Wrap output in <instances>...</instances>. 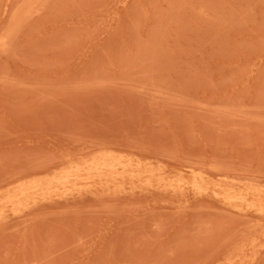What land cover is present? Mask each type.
Masks as SVG:
<instances>
[{
    "label": "rangeland",
    "instance_id": "obj_1",
    "mask_svg": "<svg viewBox=\"0 0 264 264\" xmlns=\"http://www.w3.org/2000/svg\"><path fill=\"white\" fill-rule=\"evenodd\" d=\"M106 149L140 174L5 208L0 264H264V0H0V197Z\"/></svg>",
    "mask_w": 264,
    "mask_h": 264
},
{
    "label": "bare ground",
    "instance_id": "obj_2",
    "mask_svg": "<svg viewBox=\"0 0 264 264\" xmlns=\"http://www.w3.org/2000/svg\"><path fill=\"white\" fill-rule=\"evenodd\" d=\"M106 150H108V149H106ZM111 152L112 151H110V153H109V150H108V152L105 151V153H102V154L100 153V155L98 154V156L92 155L93 156L92 158L90 157L88 160L83 161V162L80 161L81 163L80 162L79 163L73 162V163L69 164V166H67L65 169H63L59 173L53 175L51 178H49L45 182L39 181L38 179H36V180L30 181L29 183H21V184L15 186L13 188L11 194H9L7 197H0V219L2 217H4L3 211L5 208H9L10 211H12V213L16 214L20 210V208L22 207V204L24 202L29 201V199L32 196L36 195V196H40L44 199L43 196H45L47 193H49L50 189L53 186H58V185L75 186L78 184L79 181L85 180V181H89L91 183V188H93V189H99V188L100 189L101 188L102 189H108L112 186H120L121 187L123 185V183L126 182V179L134 178L140 174L141 163L139 161L134 160L132 158H125V156H127V155L120 156V152H118V154L116 152H114V154H117V155H114ZM156 171H153V170L149 171V173L151 174V178L155 176ZM163 173L165 174V172H163ZM158 174H157V176H158ZM164 174H162V175L159 174L161 177L158 180L156 179L158 181V182H156L158 184V188H162V187L165 188L166 185L167 186L168 185L173 186L174 188L177 185L180 188L181 185L186 186L188 183L182 179H179V177H177L178 179L175 178L176 180L175 179L172 180L171 181V182H173L172 184L166 183L165 179H163ZM201 175L203 176V174H201ZM224 177H225V175H224ZM230 178H232L231 175H230ZM222 180H220V181H222ZM203 181L205 182V180H203ZM224 181H222V182H224ZM229 182H231V181H229ZM236 182H238V181H236ZM236 182H235V184H236ZM240 182H242V180ZM200 184L201 183H199V181H197V180H195L193 182V185L197 189H203V186ZM208 184H211V183H208ZM208 184H206V185H208ZM240 184H242V183H240ZM263 184H264V182H263ZM263 184L261 185V187L263 186ZM249 185H251V187L253 188L252 183ZM214 186L212 188H215ZM217 187L215 189H218ZM229 187H230V185H229ZM233 187H235V186H233ZM136 188H137V186L131 187V189H136ZM208 188H210V187L208 186ZM235 188H233V189H235ZM252 188H249V189L252 190ZM259 188H260V186H259ZM253 189H255V188H253ZM258 189H256L255 192L258 191ZM246 190H248V189H246ZM4 191H6V190H4ZM230 191H232V190H230ZM260 191H261V188H260ZM238 192L236 191V193H238ZM219 193L221 195V194H225L227 192H224V193L219 192ZM236 193L235 194H225V195H223V197L229 203L230 202H237V203L239 202V204H241V205H242V203H245L246 199H247L246 198L247 195L240 194L242 192L238 193L239 195L238 194L236 195ZM250 193H251V191H250ZM262 194L264 195V189H263ZM248 206H250L251 208L257 209L258 211L262 212L264 215V198L262 201V205L261 204L256 205V204L252 203V204H249Z\"/></svg>",
    "mask_w": 264,
    "mask_h": 264
}]
</instances>
